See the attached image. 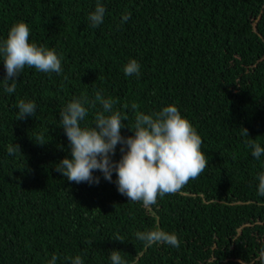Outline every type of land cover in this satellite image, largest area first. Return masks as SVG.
Masks as SVG:
<instances>
[{
  "label": "trees",
  "instance_id": "1",
  "mask_svg": "<svg viewBox=\"0 0 264 264\" xmlns=\"http://www.w3.org/2000/svg\"><path fill=\"white\" fill-rule=\"evenodd\" d=\"M98 2L104 21L92 27ZM21 20L30 42L62 54L63 70L26 66L8 94L0 57V264H48L54 254L56 264L77 255L112 264V250L126 264H261L264 155L247 145L264 147V0H0V41ZM130 59L138 77L123 71ZM97 91L127 115L124 137L134 135L137 112L176 105L202 138L204 172L147 208L118 192L115 172L111 182L99 170L98 184L68 181L55 169L71 155L59 114ZM20 99L35 102V117L15 118ZM97 111L99 102L82 124L92 126ZM157 227L180 247H145L135 236Z\"/></svg>",
  "mask_w": 264,
  "mask_h": 264
},
{
  "label": "clouds",
  "instance_id": "2",
  "mask_svg": "<svg viewBox=\"0 0 264 264\" xmlns=\"http://www.w3.org/2000/svg\"><path fill=\"white\" fill-rule=\"evenodd\" d=\"M106 9L97 3L95 10L88 16L92 27L101 25L104 21ZM131 16L127 13L122 23ZM30 27L21 20L14 23L7 34V38L0 41V57L3 59L5 76L4 92L12 94L16 91V79L24 68L32 67L44 73L62 72L61 55L54 48L29 41ZM126 76H139L140 65L136 59H130L123 69ZM11 82V83H9ZM102 105V111H97L92 126L82 124L88 115L89 108L96 103ZM116 101L105 99L99 91L91 101L87 96L74 98L59 116L60 126L63 127L68 139L70 158L63 157L55 165V169L68 181L75 183L87 182L98 184L99 176L94 171L99 170L105 180L111 182L113 172L116 173V185L120 194L128 200L142 202L147 208L156 204L157 197L179 192L190 180L196 179L207 167L208 158L202 152V138L183 116L174 104H169L154 114L137 112L135 125L129 126L134 135H121L124 121L128 117L120 109L114 110ZM86 105L88 107H86ZM16 119L23 120L36 114V104L33 100L20 99L17 103ZM133 110L138 108L132 103ZM244 134L248 131L244 128ZM35 141L43 145L48 141L43 135H37ZM121 145V157L113 160L117 145ZM251 154L259 159L264 155V147L259 143L249 142ZM20 146L9 145V154H15ZM257 194L264 196V172L257 176ZM135 236L145 247L154 244H167L175 248L180 247V240L175 233H169L160 228L147 231H137ZM123 241L122 238L117 237ZM70 264H83L77 255L68 258ZM112 264H126L119 250L110 253ZM57 255H52L48 264H56ZM260 262L264 264V250L260 254Z\"/></svg>",
  "mask_w": 264,
  "mask_h": 264
}]
</instances>
